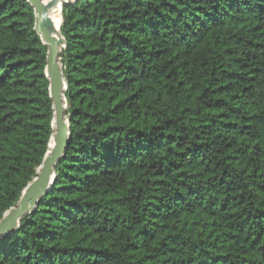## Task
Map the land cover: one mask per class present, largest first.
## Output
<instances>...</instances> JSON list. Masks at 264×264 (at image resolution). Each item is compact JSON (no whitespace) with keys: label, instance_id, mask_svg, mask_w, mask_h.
I'll return each instance as SVG.
<instances>
[{"label":"trees","instance_id":"trees-1","mask_svg":"<svg viewBox=\"0 0 264 264\" xmlns=\"http://www.w3.org/2000/svg\"><path fill=\"white\" fill-rule=\"evenodd\" d=\"M69 143L0 264H264V0H70ZM47 48L0 0V220L52 136Z\"/></svg>","mask_w":264,"mask_h":264},{"label":"water","instance_id":"water-1","mask_svg":"<svg viewBox=\"0 0 264 264\" xmlns=\"http://www.w3.org/2000/svg\"><path fill=\"white\" fill-rule=\"evenodd\" d=\"M25 1L33 9L34 32L47 48L45 75L49 82V97L52 102L51 128L53 133L49 142V150L38 169L37 177L26 186L17 205L9 209L0 220V238L15 229L20 221L37 207L39 199L50 190L55 179L54 167L69 143L64 97L66 85L59 63V54L64 40L59 33V25L55 30L51 13L70 0H56L54 6L42 0Z\"/></svg>","mask_w":264,"mask_h":264},{"label":"bare ground","instance_id":"bare-ground-1","mask_svg":"<svg viewBox=\"0 0 264 264\" xmlns=\"http://www.w3.org/2000/svg\"><path fill=\"white\" fill-rule=\"evenodd\" d=\"M44 3H48L49 0H42ZM58 10L59 8H56L55 10H53V12L51 13V18L55 24V30H57L58 28V22H57V15H58Z\"/></svg>","mask_w":264,"mask_h":264},{"label":"snow or ice","instance_id":"snow-or-ice-1","mask_svg":"<svg viewBox=\"0 0 264 264\" xmlns=\"http://www.w3.org/2000/svg\"><path fill=\"white\" fill-rule=\"evenodd\" d=\"M49 3L52 4V5L54 6L55 3H56V0H49Z\"/></svg>","mask_w":264,"mask_h":264},{"label":"rangeland","instance_id":"rangeland-1","mask_svg":"<svg viewBox=\"0 0 264 264\" xmlns=\"http://www.w3.org/2000/svg\"><path fill=\"white\" fill-rule=\"evenodd\" d=\"M60 13H61V11H60V7H59V17H60Z\"/></svg>","mask_w":264,"mask_h":264}]
</instances>
